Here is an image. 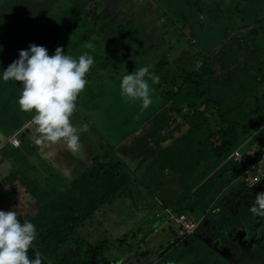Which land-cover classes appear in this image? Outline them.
<instances>
[{
	"label": "rangeland",
	"instance_id": "374dc122",
	"mask_svg": "<svg viewBox=\"0 0 264 264\" xmlns=\"http://www.w3.org/2000/svg\"><path fill=\"white\" fill-rule=\"evenodd\" d=\"M104 1L105 0H0V17L3 19L6 18V22L8 23L5 26L9 27V32H17L23 25H25V27L28 28L29 33H34L36 32L35 22L38 23L42 20L52 21L57 18L63 17V14L68 17H78L79 20L77 24H74L76 23L75 20L73 21V23H68L66 25L65 31H63L56 37V41H54L53 39L52 42L47 43L46 48L48 49L49 55L54 54L56 47L60 46L65 50V54H71L75 57H78L84 52H89V54L94 56L95 63L91 68V71L87 74L89 83L85 90L78 97L77 111L72 117L73 123L77 126L84 123L88 125V131L82 133L80 137L81 144L83 146L81 154H86L92 159V161L96 156H100V158H103L102 160L104 162H107L108 160L110 161L111 159V161H113V165L116 166L117 172H119L118 178H121L123 176L121 174V169L124 168L127 171V174L123 178L124 180L130 179V171L129 169L125 168L128 165L132 170L131 172L134 177L130 182L126 181V183L124 184L123 188L127 189L126 195L123 194L119 197H116L112 204L103 205L101 209L102 212H98L95 219H91L90 221L86 222L85 229L84 231H82V233L86 236H89L88 238L91 243L105 240V242L107 241L108 245H112L111 249L113 254L111 255V257H109V259H114V264H118L119 260L123 257L125 258L123 260L121 259L123 261L121 262V264H164L166 255L170 256L171 261L178 259L177 256L180 255V249L193 254L192 257L194 260L200 259V262L198 264H217L212 263V261H216L218 256L211 253L210 251H207L209 247H207V245L208 243H210L208 237L204 236L205 238L199 239L205 241L206 243L200 241L199 243H195V245H190L193 247L192 251L188 249V246L182 244L181 241L179 242V240L182 239L181 235L183 234L182 225L173 220L172 215L173 212L177 214L176 209L179 208L188 213L187 216L189 219L196 221L197 227L200 224L201 229L206 228V226L201 223V217L203 216L202 213L206 210V214H204L205 216L208 215L209 210L207 209V207L211 202L210 199L213 200L214 196L207 195L204 200L200 201L196 209L193 208V202H196L198 200L195 199V197L201 196L206 191L205 187H200L196 191V189L202 182L200 180L204 175H207L205 177V179H207L215 170L220 169L218 175L223 174L220 179H218V181H220V185L214 186L212 192L219 189V187L220 190L224 189L223 192L227 191L228 195H230L229 193L231 192L236 193L232 190L237 188L242 191L244 189L245 191L246 187L242 183L241 178L237 180L239 174L242 173L241 170L243 169V165L237 164L235 161H229L228 163H226L227 159L232 157L235 150L226 159L224 157L222 159L218 158L216 160L215 156L213 157L209 154L203 158H192L190 159V164H188L191 165L190 172H188L189 167L185 166L183 168L184 164H186L187 161L182 160L183 162L180 163V165L182 166L181 168L180 166H174L168 169H163V171L174 170V180L171 182V185L163 186L165 192L162 196V199L157 203H152V201H154V193L152 192V195L150 191H152L151 183L153 182V178L149 173H146V175L144 173L142 174L143 170H141L137 166H145L148 164L149 168H152L155 161H160L161 164L167 162L163 161L164 157H162L159 152H157V157H149V159H147L145 153L137 154L136 150H138L139 147L137 149H134L132 147L133 138L130 137L126 139L125 135L123 136L121 134L120 127L123 126V121L130 116L131 119L129 125L132 124L134 120L138 121L137 124H139L142 119L147 118L148 120L149 109L153 108L157 111V108H160L162 103L164 106L168 103L164 102L163 99H160L157 94H154V90V92L152 93V105L148 109L141 112V104L139 101H129L121 96L119 89L121 78L117 80L115 82L117 84L111 87L109 90H105L106 87H103L107 82L110 81V76L112 77L116 74L117 77H122L129 72L128 66L126 65L125 61H121L119 64H116L114 62V58L108 56L109 54L107 53L105 45L107 44L108 40L111 41V37L114 34L108 33L107 28L110 27L109 25H111V23H109V19H106L109 17V15L103 14L105 11L100 10V7L102 6L99 5ZM127 1L128 0H113L114 4L116 3L121 5V8H117L119 10V13H136L135 8H137L138 12H140L141 10L144 11L146 8H151L157 11L160 5L158 2L147 3V0H140L138 6L136 5V7L132 6V0H129L128 2ZM191 1L193 3V0ZM212 1L215 2V0H209L208 3H206L205 0H195V2L199 4V6L203 7L209 6ZM239 1L240 0H234L235 3ZM251 1L252 2L245 0L244 2H246L248 6L253 7H261V4L263 2V0ZM125 2H127V7L129 9H126V5H124ZM172 2H175V0H172ZM220 4L222 7L221 10L226 9L229 5V0H221ZM105 6L106 5H103V7ZM76 7H81L78 10L80 14L77 13ZM228 10L229 9H227L226 13H224V19H221V14L223 13L222 11H220V9H218L219 13L215 14V19L219 21L217 23V26L219 28L218 32L220 31V29H222V23L226 24V26L230 29V31H228V40L232 42L234 36L237 35V48H234L236 45L235 41L234 45H228L223 48L226 52L225 55L220 56L218 54L210 57L214 59L216 64L211 63V66H209L208 64L205 66H200V68H198L202 72L208 70L210 74L212 72L213 77H211L210 79H205L207 83L211 82L210 80L216 79L214 77L215 74L216 77L224 76L223 72H226V74L230 76L229 78L243 75V71L248 67H239L240 70L238 71L234 66H237L239 64H253L247 62L249 57L256 58L257 64L255 65L260 67L259 71L264 75V62L262 60H259L260 58H264V42H262V39H259L264 38V21L263 24H259V38L255 31H251L252 36H254V38H252L250 37L251 34H248L246 28L243 27L244 24L251 23V16L242 15L237 17V15H233L236 11L235 7L232 8L233 14H230L231 12L229 13ZM256 12H258V14H261L260 11L256 10ZM252 17H254V19L256 18V21L254 22H257L258 20L263 18V16L255 15H253ZM170 20L172 19L168 18L166 13H162L161 21L172 25L174 22L172 21V23ZM61 25L63 26L64 23H61ZM124 28L128 36L132 33V30H134L135 32V28L132 23L125 25ZM170 36L171 34L170 32H168L167 38L169 39ZM92 38H94V40ZM244 38L247 41V47L244 44ZM127 39L132 44H134L138 42L139 37L136 38L134 36H129ZM88 42H91L95 46L94 50L84 47V45ZM17 45L18 44L10 46L8 48V52L12 51ZM23 46L16 52L13 51V53L10 54V58L7 59L11 60V58H14V53L19 54V50H24ZM197 48L200 49L199 46H197ZM233 49L235 51H233ZM187 50L188 53L191 52L188 44ZM200 50H202V48ZM113 51L114 48L111 52ZM109 58H112L111 61H113L114 65H102L106 64L105 61ZM168 58H171V62L175 59L170 56ZM149 59L151 58H138V66H148L151 61ZM180 63H177V66L180 65V67L185 68L183 66L184 64L182 65ZM167 65L172 66L171 68L174 67V64L169 63ZM224 67L226 68L224 69V71H222ZM187 68L189 67L187 66ZM216 68L220 69L218 70ZM167 69L168 67L166 68V70ZM132 71H135V68ZM232 74L233 76H231ZM158 76L160 77L161 75ZM3 83L4 86H7L8 100L0 97V128L2 127L3 123L7 122L6 117H9L10 121H15L16 125L10 128V131L7 132L6 138L4 140L0 139V210L13 209L16 204L20 202L23 205L25 204L24 212L30 213V211H35L34 204L36 203V196L33 195L29 184L31 185L32 178H36V170L43 172L47 177L52 176V173L54 175H58L57 179L63 187L72 188L71 185L73 174H71V170L75 172H81L82 168L80 170L77 165H75V168L73 167L74 163L71 159V151L66 149L64 146L55 145L44 147L34 144V127L31 125L32 114L22 111L20 115H17L16 113V102L18 101L19 94L22 90V84H20L19 82L10 84L5 81ZM149 83L151 84L150 81ZM261 91L262 93H264V83ZM87 92L93 95L102 94V102L106 101V103H112V110L111 107L104 104L98 105L96 109L85 105L83 101L84 95ZM0 93L5 94L6 96V91L1 92L0 89ZM5 100L11 106L7 105ZM208 105H210V103H208ZM178 106L179 104H177L175 107L178 108ZM203 106L206 107V105ZM6 107L8 108V110L3 112L2 110H4ZM217 107V105L212 104V109H215ZM94 110H98V112H95ZM163 111L166 110L164 109L162 110V112ZM12 112L13 114H11ZM110 114L112 115L113 123L109 121V119H111ZM96 115L99 116L97 117ZM23 118L25 119V121H29L30 123L28 127H26V129H24L23 131L19 130L18 135V133L15 132L17 130L16 127L22 125L20 121ZM215 120L216 118L211 115L210 122L214 123ZM151 121L152 119L150 118L148 120V123L145 122V125H143L141 129L144 131V128H146V126H148ZM180 121H182V119H179V122ZM107 126L109 136L105 135ZM14 137L20 140V145L18 147H13L10 144V140ZM109 138H116L114 144L109 145ZM123 139L124 141H122ZM7 140L10 145H8ZM167 142L168 140L163 144H166ZM186 145L187 144H183V146L185 147ZM111 147L114 148L113 151H111ZM127 147H129V149H126ZM249 147L250 144H247L246 146H244V148H242V151L245 152L246 148ZM261 147L263 148L261 153L257 155V161L264 159V144L261 145ZM250 148H254V145ZM250 151L253 154V149ZM118 157H122L126 161V164H124L125 166L123 164H118V162L121 161L120 159H118ZM179 171H183L186 173L183 174L182 177H179V174H177ZM28 173L30 174V176H32V178L26 177V174ZM236 176L237 178L234 180V177ZM160 180H162V178ZM260 181H262V177ZM227 185L228 187H226ZM182 186L185 187L184 192L186 193V195H189L194 199H190L189 197L188 199L180 200L178 198ZM231 187L234 188L231 190ZM250 188L258 189V191L252 190L253 192L264 191V177L263 181L260 184L257 183ZM235 195L237 196L238 194L236 193ZM240 198L241 197H239V200H235V205L233 207L224 209L225 212L230 213V209L234 208V211L239 213L241 208H243L241 207L242 204L247 202L245 200H240ZM220 204L221 202H219L217 205ZM197 212L201 214H193ZM18 213L22 216L21 211H18ZM223 221L224 219H222V222ZM258 223L259 226H261V220H259ZM91 229L94 230L92 231ZM252 232L253 231H250L249 228H246L241 230L238 235L234 234V237H231L232 240L227 239L230 244L228 246V249H225L224 255L229 259L231 250L243 251V253H245L247 257L252 256L255 251L260 254L259 252L261 251V249H259L258 247L262 242V237H259V239L255 241L254 237L248 236L249 234H252ZM185 233L186 236L189 234L187 238L191 239L190 234H192V231L185 230ZM228 233L231 234L230 232ZM141 238L143 239V242H141ZM131 242L138 243L131 244ZM256 245L258 246L255 248ZM131 246L139 248L142 252L140 251V253L136 254V251L130 248ZM164 251H167L165 255L162 253ZM126 252L132 253L128 255ZM159 253H162V255H164L161 263H158ZM259 260V264H264V259H262L261 256L257 259L256 262H250L249 264H257ZM166 261L169 260L166 259ZM180 262H183V264H193L191 263L192 261L185 263L184 261ZM219 263L229 264L222 262Z\"/></svg>",
	"mask_w": 264,
	"mask_h": 264
},
{
	"label": "trees",
	"instance_id": "16d2710c",
	"mask_svg": "<svg viewBox=\"0 0 264 264\" xmlns=\"http://www.w3.org/2000/svg\"><path fill=\"white\" fill-rule=\"evenodd\" d=\"M139 1L140 0H132V6H138ZM127 2H125L124 5L127 6ZM80 8L81 7H76L78 14H80L78 12ZM228 11L229 13L232 12V8ZM245 12H247V9ZM74 20L76 22L74 24H77L79 18L73 16L68 17L64 14L63 17L52 21L39 20L40 22H35L36 32L29 33L28 28H26L25 25H23L17 32H9V27L5 26L8 23L6 22V18L3 19L0 17V70L3 72L11 62L19 58V54L14 53V58H11V60L8 59L7 62H4L6 61L5 59L2 61V58H10V54L13 53V51L16 52L18 49L22 48L23 45L24 50L28 49L29 45L32 43L46 47V44L52 42L53 39L56 41V37L65 31L66 25L68 23H73ZM61 23H64V25L62 26ZM261 23L263 24V18L257 22L246 23L243 27L246 28L248 34H251L250 37L254 38L251 31H255L259 38V24ZM107 29H109V27ZM109 31L108 33L112 34ZM92 39L94 40V38ZM112 39L113 41L108 40L105 45L107 53L109 54L108 56L113 57L116 64L125 61L129 73L134 68L135 70L139 68L138 58L135 55L130 54V47L133 44L128 39H124L122 34L112 37ZM259 39H262V42H264V38ZM235 41L236 45L234 48H237V35L234 36L230 44L234 45ZM244 43L247 44L245 38ZM14 44L18 45L15 46L12 51L8 52V48ZM113 48L114 51L111 52ZM233 51L235 50L233 49ZM180 53L181 55L175 58L172 62L171 58H151V62L148 64L150 71L155 72L157 76L161 75L159 77V83L152 85L155 90L154 94H157L160 99H163V101L168 104L164 106L162 103L161 107L157 108V111L153 108L149 109L148 117L149 119L151 118L152 121L146 126V128H144V131L141 128L145 125V122L148 123L149 119L147 120V118L142 119L139 124H137V120H134V122L129 125L131 119L130 116L123 121V126L120 127L121 134L123 136L125 135L126 139L130 137L133 138L132 147L134 149L139 147V149L136 150L137 154L145 153L147 159H149V157H157V152H159L162 157H164L163 161L167 162L161 164L160 161H155L152 168H149L148 164L145 166H137L143 170L142 174L144 173L146 175V173H149L153 178V182L151 183L152 191H150L152 195L154 193V201H152V203H157L162 199L165 192L163 186L171 185V182L174 180V170L163 171V169H168L174 166H180L181 168L182 166L180 163L184 160L187 161V163L184 164L183 168L185 166L189 167L188 172H190L191 165H188L190 164V159L203 158L208 154L213 157L215 156L216 160L224 157L226 159L234 150L241 146L242 143L243 146L250 144V147H252L254 145V148H246L249 162L252 163L256 156L261 153L263 148L261 145L264 144V93L261 91L264 83V75L259 71L260 67L255 65L257 64L256 58L249 57L247 62L253 64H242L243 66L239 64L234 66L238 71L240 70L239 67L245 68L247 66L248 68L243 71V75L229 78L230 76L227 75L226 72H223L224 76L216 77L215 74L214 77L216 79L210 80L211 82L207 83L205 79L213 77L212 72L211 74L209 73V70L202 72L198 68L208 64L211 66V63L216 64L214 59L190 58L182 50ZM111 59L112 58L106 59V64L102 65H114ZM259 60L264 62V58H260ZM169 63L174 64V67L171 68L172 66H168L167 64ZM177 63L184 64L183 66L185 68L180 67V65L177 66ZM187 66L189 68H187ZM167 67L168 69L166 70ZM225 68L226 67H224L222 71H224ZM216 69L219 70L220 68ZM231 76H233V74ZM109 78L110 81L103 86L106 87L105 90H109L116 85L117 83L115 82L122 77H117L115 74ZM8 83L14 84L15 81H8ZM208 103H210V105H208ZM177 104H179L178 108L175 107ZM212 104H215L218 107L212 109ZM203 105H206V107ZM164 109L166 111L162 112ZM211 115L216 118L214 122L215 124L210 122ZM110 117L111 119H109V121L113 123L111 114ZM179 119H182V121L179 122ZM107 130L108 126L106 127L105 135H108L109 133ZM124 139L122 141H124ZM109 140V145L114 144L116 138H109ZM167 140L168 142L163 144ZM183 144H187L186 147L183 146ZM126 149H129V147ZM252 149L253 154L250 151ZM113 150L114 148L111 147V151ZM70 155L72 162L74 163L73 167L75 168V165H77L80 170L82 168L81 172L71 170V174H73L72 188L63 187L57 179L58 175H54L53 173L52 176L47 177L43 172L36 170V178H32L29 173L26 174V177L32 178L31 185L29 184V186L31 187L33 195L36 196V203L34 204L35 211L25 213V204L23 205L20 202H18L13 209L17 212H22V216L20 217L21 222H23L24 219H27L32 221L37 227V239L29 250V256L35 258V253L39 251L43 257V264H114L113 261L115 260L109 259L113 254L111 249L112 245H108L105 240L91 243L88 238L89 236L84 235L82 231H84L87 221L95 219L97 213L102 212L101 209L103 205L112 204L116 197L123 194L126 195L127 189L123 187L126 181L130 182L134 177L131 172L132 170L128 165L125 167L130 171V179L124 180L123 178L127 174V171L124 168L121 169V174L123 176L118 178L119 172H117L116 166L113 165L111 159L110 161L108 160L107 162H104L102 160L103 158L96 156L92 161V159L86 154L71 152ZM118 159L121 160L118 164H126V161L122 157H118ZM229 161H235L239 164L233 157H230L227 159V162H225L228 163ZM244 171H246V167L243 165L241 172L243 173ZM219 172L220 169H217L207 179H205L207 175H204L200 180L202 182L196 191L200 187H205L206 191L201 196L195 197V199L198 200L193 202L194 209L197 208L200 201L204 200L207 195L212 193L218 179L223 175H218ZM185 173L186 172L179 171V177H182ZM241 174H239L238 179ZM161 178L162 180H160ZM236 178L237 176L234 177V180ZM184 190L185 187L182 186L178 195L180 200H185L190 197L189 195H186ZM237 194V196L241 197V200L247 201L243 204V208H241L239 213L234 211V208L230 209V213H226L225 210L223 211L219 208L220 211H218L226 222L222 226H215L214 224H217L220 221H216V218L214 217L212 221L211 216H218V211H209L208 215L205 216L206 210L202 213L203 216L201 217V223L208 222L209 219H211L210 224L212 223L213 226L209 229L208 236H210L209 240L212 246L215 245L214 243H216V240H219L218 238L222 240L228 239V232L235 234L238 230L236 226H245L243 229H246L247 227L249 230L252 229L250 228V221H253L254 219L253 222H256L258 218V221L261 220V226L256 225L254 230H251L253 231L251 236L255 238V241H257L259 237H262V242L258 247L261 251L259 252L260 254L255 251L252 256L247 257L246 254L240 250L230 249V258L227 259L224 256V253L225 249H228L230 243L226 242L225 244L221 240L220 244L223 247H220L221 249H216V251L214 250V252L210 251L218 256L217 260L214 261L217 264H220L219 262L229 264H249L250 262H256L260 256L264 259V217H259L251 213L250 208L255 203L253 197H246L245 193L242 194L241 192H237ZM233 197L232 200H227V202H225L227 205L223 207L224 209L235 205L234 202L237 198L236 196ZM191 198L193 197H190V199ZM210 201V204H212L213 200L210 199ZM210 204L207 207L208 210L211 206ZM176 212L177 214L173 212L175 217L185 215L188 218L187 212L179 208L176 209ZM198 212L193 214H201ZM234 220L239 221V223L236 225ZM91 230L93 231L94 229ZM201 233L202 229L199 224L198 227L196 226L194 228L192 234H190L191 239L187 238L189 234L186 236V233L184 232L181 235L182 239H180L179 242L181 241L182 244L188 246V249L192 251L193 247L190 245L199 243L197 238ZM141 240L140 241L143 242L142 238ZM135 243L138 242H131V244ZM257 246L258 245H256L255 248ZM130 248L136 251V254L141 251L137 247L131 246ZM126 253L129 255L132 252ZM162 253L165 255L167 251ZM162 253L158 254V263H161L163 260L164 255H162ZM179 253L180 255L177 256L178 259L173 261H171L169 255H166V259L169 261H166L165 259V263L183 264V262L180 261H184V263L192 261L191 263L198 264L200 262V259L193 261V254L185 252L182 249L179 250ZM124 258L125 257L121 259L123 260ZM121 259L118 264L123 262ZM259 263L260 260L257 264Z\"/></svg>",
	"mask_w": 264,
	"mask_h": 264
},
{
	"label": "clouds",
	"instance_id": "9594fccd",
	"mask_svg": "<svg viewBox=\"0 0 264 264\" xmlns=\"http://www.w3.org/2000/svg\"><path fill=\"white\" fill-rule=\"evenodd\" d=\"M84 47L94 50L91 42ZM94 63V56L89 52L75 57L65 54V50L58 46L54 54L49 55L46 47L32 43L28 49L19 50V58L4 69L3 81H15L23 86L17 103L22 112L32 114L34 144L44 147L62 145L73 153L82 152L80 137L88 131V125L77 126L72 117L77 111L78 97L89 83L87 74ZM156 83H159V76L150 71L149 66H142L122 76L120 94L129 101H139L143 112L153 103L152 85ZM238 148H244L243 144ZM255 162L256 159L252 163ZM259 181L257 179L254 184ZM250 211L264 217V191L256 194ZM20 216L14 209L0 210V264H43L39 251L35 258L29 256L37 239V227L27 219L21 222Z\"/></svg>",
	"mask_w": 264,
	"mask_h": 264
},
{
	"label": "crops",
	"instance_id": "0c3cea01",
	"mask_svg": "<svg viewBox=\"0 0 264 264\" xmlns=\"http://www.w3.org/2000/svg\"><path fill=\"white\" fill-rule=\"evenodd\" d=\"M244 1L245 0H240L239 2L235 3L234 0H229V5L227 6V8L221 10L222 8L220 4L221 0H215V2L212 1V3L206 7L199 6V4L195 2V0H193V3L191 0H175V2H172V0H147L146 1L147 3L158 2L160 4L158 10L155 11L154 9L146 8L144 11L141 10L140 12H138L137 8H135L136 13L127 12L125 14L119 13V10L117 8H121V6L116 3L114 4L113 0H105L103 3L101 2L99 6H102L100 7L101 11L102 10L105 11L103 14L109 15V17L106 20L109 19V23H111V25H109L110 31L109 29L108 31L114 34L112 35V37H115L121 34L124 37V39H127L129 36H134L136 38L139 37L138 42L134 43L130 47V54L135 55L137 58H165V57L168 58L170 56V57H173L174 59L181 55L180 53L181 50L190 58L192 57L193 58H196V57L197 58L199 57L210 58L218 54L220 56L225 55L226 52L224 51L223 48H225L228 45H231L230 41L228 40L229 38L228 31L230 30L229 27H227L226 24L222 23V29H220V31L218 32L219 28L217 26V23L219 21L215 19V14L219 13L218 9H220V11H222L223 13L221 14L222 15L221 19H224V15H225L224 13H226V10L233 8V7L236 8V11L234 12V14L233 12H231V14L237 15V17L242 16V15L251 16L250 17L251 22L256 21V18L254 19V17H252L253 15L263 16L264 18V15H263L264 14L263 13L264 12V0L261 4V7L248 6L246 2ZM246 1L252 2L251 0H246ZM103 5H106V6L103 7ZM126 9H129V8L126 6ZM244 9L245 10L247 9V12H245ZM255 9L257 11H260L262 15L258 14V12H256ZM162 13L163 14L166 13L168 18L172 17L173 19L172 18L171 19L174 23L170 25V24H167L161 21ZM170 13H171V16H170ZM129 23H132L134 25L135 32L134 30H132L131 31L132 33L128 36L127 32L125 31L124 26L128 25ZM168 32H170L171 34L169 39L167 38ZM112 37H111V40L113 41ZM187 44L189 45V48L191 49L190 53H188ZM244 44L246 45V47L248 46L246 43ZM197 46H199L200 49L202 48V50L198 49ZM4 59L6 61H4ZM7 60H8L7 58H2V61L4 62H7ZM2 74L3 72L2 70H0V81H1L0 89H1V92L6 91V96L5 94L0 93V97L8 100L7 99V86H4ZM101 97L102 95H98V94L93 95L87 92L84 95L83 103H85V105L93 107L94 109H96L97 106L100 104H104L112 108L113 106L112 103L110 102L106 103V101H104L105 103L102 102ZM6 104L9 105L7 101H6ZM6 110H8L7 107L2 111L5 112ZM94 111L98 112V110H94ZM16 113L17 115H20L21 113V110L17 102H16ZM11 114H13V112ZM96 116L98 117L99 115H96ZM6 118H7V122L3 123L2 127L0 128V139L1 140H4L6 138L7 132L10 131V128L16 125L15 121H12V120L10 121L9 117H6ZM20 122L22 125L17 126L16 127L17 130L15 131L16 133H18V135H19V130L23 131L24 129H26V127H28L30 123L29 121H25L24 118ZM8 145H10L9 142H8ZM241 180H242V183L245 184L246 186V183L243 181V179ZM219 185H220V181H218L215 186H219ZM226 187H228V185ZM233 188L234 187H231L230 189L232 190ZM246 188L248 187L246 186ZM223 190L220 191V187H219V189L213 191L210 194L215 197L213 199V203L210 204L211 205L209 207L210 212L212 210L220 211L219 208L224 210L223 207L227 205V203H225L227 202V200H232V198H234L233 196H236L235 194L237 192H241L242 194L245 193L244 189L242 191L237 188V189L232 190L233 192H236V193L231 192L229 193L230 195H228L227 191L223 192ZM236 198L237 200H239V196H236ZM219 202H221L220 204L221 206L217 205ZM242 207H243V204H242ZM219 211L217 212L218 216H213V215L211 216L212 221H213V217L216 218V221L217 220L220 221L219 223L214 224L215 226H222L226 222L225 220L222 222L223 218L220 215ZM211 219H209L208 222L207 221L205 223L202 222L206 226V228L202 229V233L197 238L198 242L201 241L199 239L205 238L204 236L210 239V236H208V232H209V229H211L213 226L212 223L210 224ZM234 223H236L237 225L239 221L234 220ZM236 228H238V230L235 232V235H238V233L240 232L239 229H242V228L238 226H236ZM228 235H229L228 239L232 240V238L230 237H234L233 236L234 234L231 233ZM218 239L219 240H216V243H214L215 245L211 246V243H208L209 247L207 251L214 252V250L216 251V249H221L220 247H223L220 244L222 239L220 238ZM226 240L227 239H223L222 240L223 243L226 244V242H228ZM213 262L214 261H212V263Z\"/></svg>",
	"mask_w": 264,
	"mask_h": 264
},
{
	"label": "built area",
	"instance_id": "2783aa9c",
	"mask_svg": "<svg viewBox=\"0 0 264 264\" xmlns=\"http://www.w3.org/2000/svg\"><path fill=\"white\" fill-rule=\"evenodd\" d=\"M10 144L13 147H18L20 145V140L14 137L10 140ZM232 157L239 164L247 165V169L241 177L247 186L252 187L257 184V183L254 184L257 179L261 180V177L263 178L264 159L257 161L255 163H250L247 152H243L241 148L236 149ZM260 182L261 181H259L258 183ZM172 217H173V220H175L177 223H180L182 225V229H183L182 233H184L185 230L193 231L194 228L197 226L196 222L189 220L185 215H180L178 217H175L174 215H172Z\"/></svg>",
	"mask_w": 264,
	"mask_h": 264
},
{
	"label": "flooded vegetation",
	"instance_id": "af4514ba",
	"mask_svg": "<svg viewBox=\"0 0 264 264\" xmlns=\"http://www.w3.org/2000/svg\"><path fill=\"white\" fill-rule=\"evenodd\" d=\"M252 190H257L258 191V189H256V188H250V187H248V188H246L245 189V195H247L246 197H253L254 199H255V196H256V194L258 193V192H253ZM260 192V191H259ZM241 200V199H240ZM241 202V201H240ZM241 206V205H240ZM242 207V206H241ZM253 221H254V219H253ZM253 221H250V223L249 224H251L252 225V227H251V225H250V228H252L253 230H254V228L256 227V225H259V221H258V218H257V221L256 222H253ZM249 226V225H248ZM240 228H244L245 226H239ZM242 229H239L240 231L242 230ZM252 229H250V231L252 230ZM241 234V233H240ZM239 234V235H240ZM225 256V255H224ZM226 258H227V256H225ZM228 259V258H227ZM166 262V261H165ZM164 264H166V263H164Z\"/></svg>",
	"mask_w": 264,
	"mask_h": 264
},
{
	"label": "water",
	"instance_id": "95a60500",
	"mask_svg": "<svg viewBox=\"0 0 264 264\" xmlns=\"http://www.w3.org/2000/svg\"><path fill=\"white\" fill-rule=\"evenodd\" d=\"M205 2H206V3H208V2H209V0H205ZM242 252H243V251H242Z\"/></svg>",
	"mask_w": 264,
	"mask_h": 264
}]
</instances>
